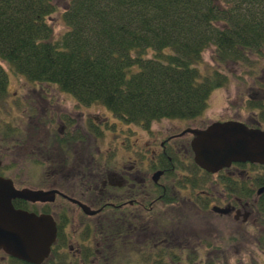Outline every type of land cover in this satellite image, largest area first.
Here are the masks:
<instances>
[{
    "label": "flooded vegetation",
    "instance_id": "flooded-vegetation-1",
    "mask_svg": "<svg viewBox=\"0 0 264 264\" xmlns=\"http://www.w3.org/2000/svg\"><path fill=\"white\" fill-rule=\"evenodd\" d=\"M18 88L14 96L0 99L8 105L0 114V181L10 180L17 190L41 191L34 199L14 197L11 205L48 217L56 234L40 263L0 249V264H116L123 260L121 246L134 247L124 240L119 247L124 232L142 235V245L161 249L164 256L166 248H183L173 232L188 221L186 211L191 217L202 212L209 225L231 215L246 223L254 210L255 218L261 213L264 191H258L264 185L257 183L264 177V165L234 162L216 173L198 167L191 151L194 135L186 131L198 128L196 118L166 119L156 129L152 124L165 119L137 124L144 129L142 142L115 145L110 137L118 139L116 132L126 133L123 138L129 140L128 129L116 128L125 121L92 112L97 103L72 95L66 99L67 93L50 83L25 81ZM260 92L252 97L255 123L242 121L249 127H260L258 115L264 120V87ZM106 135L109 146L104 150ZM120 149L123 153L117 156ZM109 230L114 237L107 238Z\"/></svg>",
    "mask_w": 264,
    "mask_h": 264
},
{
    "label": "trees",
    "instance_id": "trees-1",
    "mask_svg": "<svg viewBox=\"0 0 264 264\" xmlns=\"http://www.w3.org/2000/svg\"><path fill=\"white\" fill-rule=\"evenodd\" d=\"M55 11L52 0H0V99L3 62L28 82L100 103L127 123L193 119L227 80L218 69L202 72L205 51L222 65L264 50V0H67L66 30L53 40L47 19ZM121 248L136 252L139 264H189L174 249L162 256L146 245Z\"/></svg>",
    "mask_w": 264,
    "mask_h": 264
},
{
    "label": "rangeland",
    "instance_id": "rangeland-1",
    "mask_svg": "<svg viewBox=\"0 0 264 264\" xmlns=\"http://www.w3.org/2000/svg\"><path fill=\"white\" fill-rule=\"evenodd\" d=\"M52 1L56 4V11L50 15L47 21L52 28L51 38L56 40L66 30L62 12L67 0ZM1 65L8 76V93L5 94L8 99L14 96V93L19 89V85L23 84L25 79L12 72L5 63L2 62ZM215 69L220 70L226 77V84L210 93L206 108L194 120L196 125L204 127L212 121L226 119L248 120L250 123H255L256 115L252 117L253 115L250 116V113L252 110L257 112L254 109L257 104L252 100L254 101L253 98L260 95V89L264 87V84H262L264 81V50L260 54L250 55L246 62H227L222 65L215 62L212 49L207 50L203 53L201 70L203 73L210 74ZM63 96L66 99L71 97L68 93L63 94ZM0 104V114L6 113L5 110L8 105L4 101H0ZM97 104L99 107L92 110V112L101 110L102 115H106L110 119L109 121L115 119L116 116L111 111L100 103ZM6 117L11 118L8 115ZM257 119L261 122L260 128L264 129V120H261L260 115L257 116ZM166 124L167 120L165 119L158 124L153 123L152 128L156 129ZM116 128H124L126 132L128 129L129 140L123 138L127 135L126 133L116 132L119 137L118 139L110 137V140L113 141L112 144L119 145L121 141H124L125 145L135 144L139 138L138 142H142L141 132H144V129L140 125L118 122ZM108 138V135L104 136V150L109 146L106 142ZM121 152L123 153L120 149L117 156H120ZM198 177L200 178V176ZM186 194L184 193V195ZM255 213L254 210L246 223H243L240 219L234 221L231 215L229 218L214 219L213 224L209 225L201 216L202 212H199L197 217H191L192 213L186 211L184 214L188 215V221L177 227L173 232L180 237L183 248H176L173 251L179 255L181 254V257L189 264H264V211H261L256 218ZM183 219L185 220L186 217L181 218V220ZM121 236L124 237L118 240L119 244L121 240H124L134 246L128 247L130 249L143 248L142 235L130 236V238L124 232ZM135 253L132 250L123 251L119 258L124 261L130 257L132 264H139L135 263L138 258Z\"/></svg>",
    "mask_w": 264,
    "mask_h": 264
},
{
    "label": "water",
    "instance_id": "water-1",
    "mask_svg": "<svg viewBox=\"0 0 264 264\" xmlns=\"http://www.w3.org/2000/svg\"><path fill=\"white\" fill-rule=\"evenodd\" d=\"M186 131L194 135L191 141L193 160L206 172L216 173L234 162L264 164V130L259 127L227 120L213 121L204 128ZM0 188V249L16 258L40 263L55 240V225L46 216L15 210L11 200L14 197L34 199L42 192L17 190L7 179L0 181ZM262 191L264 188L258 193ZM219 211L227 212L226 209Z\"/></svg>",
    "mask_w": 264,
    "mask_h": 264
}]
</instances>
